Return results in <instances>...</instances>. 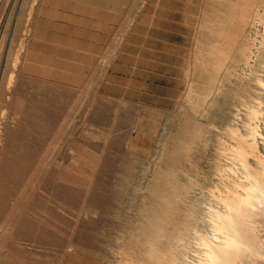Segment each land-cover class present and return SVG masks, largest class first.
Returning <instances> with one entry per match:
<instances>
[{"label": "rangeland", "instance_id": "obj_1", "mask_svg": "<svg viewBox=\"0 0 264 264\" xmlns=\"http://www.w3.org/2000/svg\"><path fill=\"white\" fill-rule=\"evenodd\" d=\"M263 14L264 0H0L17 73L0 88V264H195L244 176L236 149L256 139L251 168L264 159Z\"/></svg>", "mask_w": 264, "mask_h": 264}, {"label": "bare ground", "instance_id": "obj_2", "mask_svg": "<svg viewBox=\"0 0 264 264\" xmlns=\"http://www.w3.org/2000/svg\"><path fill=\"white\" fill-rule=\"evenodd\" d=\"M79 1H81V0H79ZM14 2L16 3V1H14ZM249 11L251 12V8ZM261 16H262V14H261ZM30 28L31 27H29V29ZM2 48L3 47L1 46L0 47V88L4 84H7L8 88H11L12 83L15 81V78L17 75L15 76V73H16L15 70L9 69L10 60H9V57L7 55H5V52L3 53ZM28 54H30V53H28ZM17 59H18V55H17ZM17 59L15 61L16 64L18 63ZM35 59L36 58H34V60ZM31 60L33 61V58ZM260 112H261L260 107H252V109H251V113L253 114V116L254 115H256V116L260 115ZM13 118H12V121H14ZM0 119L2 120L1 123H3V122L5 123L7 121L6 117L3 115L1 116ZM251 126H252V124H251ZM247 128H249V127H247ZM255 129L257 130V128H255ZM258 131H259V128H258L257 132ZM250 133H252V129H251ZM248 134H249V132H248ZM255 134H256V131H255ZM237 135H238V133H237ZM247 136H249V135H247ZM244 137H243V139H245V140H248V138H249L248 137L246 139ZM0 139H1V134H0ZM254 141H256V139H254ZM254 141H251L252 143H249L250 141L244 142L242 144L241 148L239 147L238 149H236V155L234 158L237 159L236 162L239 161L241 163V165H240L242 167L241 172L243 173L244 176L242 175L243 177L241 176L242 177L241 182L239 181V183H236L235 187L229 189L228 194L224 195V197L221 199L222 200L221 202H223L222 204H224V205H222V206H224V211L220 212V211L216 210V212H215L214 209H212V211L215 212L213 214V218L211 217L212 218L211 228L213 230V235L212 236H209V235L206 236L205 235L203 237H200V239H198V241H200V240L202 241L201 246L203 247V249H202V253H200L201 256L198 255V253H196L198 255V257H200V258L195 264H264V238H263L264 234H262V232H264L262 230V228L264 226V159L259 155L261 157V158L259 157V159L257 158L258 163H259V168L258 169H252L251 168L250 162H249L250 161L249 156H250L252 151H250L249 149L250 148H251V150H253L255 148L257 149V146H256ZM240 142H243V141H240ZM244 145H246L247 147ZM254 152L255 151H253L252 155H255ZM257 157H258V155H257ZM235 169H238V168H235ZM232 172H236V171L234 169H232ZM226 173H227V171H226ZM232 174L230 173V175H232ZM219 195H221V193H219ZM216 199L219 200L218 198H216ZM217 203H218V201H217ZM219 204H220V202H219ZM211 206H213V205H211ZM211 208H213V207H211ZM209 215H210V211H209L208 216ZM207 224H209V222ZM198 244H200V243H198ZM197 249L199 250V248H197ZM196 250H195V252H197ZM67 252H68V247L64 249V251H63L64 255H66ZM69 252L72 253V251H69ZM183 261H184V259H183ZM191 263H193V262H191ZM170 264H172V263H170Z\"/></svg>", "mask_w": 264, "mask_h": 264}]
</instances>
